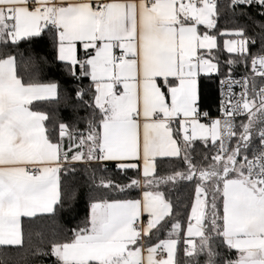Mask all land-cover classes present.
I'll list each match as a JSON object with an SVG mask.
<instances>
[{"label": "snow or ice", "instance_id": "obj_1", "mask_svg": "<svg viewBox=\"0 0 264 264\" xmlns=\"http://www.w3.org/2000/svg\"><path fill=\"white\" fill-rule=\"evenodd\" d=\"M224 8L249 22L221 33L232 37L224 41L226 73L210 34L219 0H0V48L54 30L55 61L90 81L75 91L70 122L50 134L49 115L31 105L58 100V83L26 84L16 56L0 57V246H21L23 218L62 206V174L85 163L95 165L96 189L152 190L139 200H91L85 225L52 243L55 264H264V0H227ZM240 63L251 71L236 79ZM213 74L222 77L221 115L204 124L200 78ZM166 159L183 168L161 173ZM107 162L139 176L120 185L103 175ZM182 181L195 182L186 230L159 190Z\"/></svg>", "mask_w": 264, "mask_h": 264}, {"label": "trees", "instance_id": "obj_2", "mask_svg": "<svg viewBox=\"0 0 264 264\" xmlns=\"http://www.w3.org/2000/svg\"><path fill=\"white\" fill-rule=\"evenodd\" d=\"M222 8L221 16L218 20L216 29L210 31V34L217 37L219 47V59L223 71L227 72L224 61L228 58V53L222 47V40L227 35H221L225 30H231L244 24H249L243 17H232L224 5L227 0L219 1ZM257 19H260L257 17ZM201 31H205L201 26ZM258 31V30H257ZM247 34L252 36L251 26L247 29ZM259 44L252 47L251 51L256 53ZM7 53L16 56L17 74L24 83H48L57 82L59 85V99L52 101H35L31 108L36 111H42L49 115L50 119L46 122L50 134L54 127L60 121L70 122L69 118L73 115L75 105V91L77 87L88 89L90 81L83 78L75 80L67 71L63 70L62 63L55 61L56 50L54 47V30L46 29L42 36L33 38L31 42L21 41L18 47L0 48V57ZM78 55H83V48H78ZM46 58L47 64L36 63V58ZM51 66V70H49ZM250 72V63L245 65L240 63L234 68V76ZM221 76L213 74L211 77L202 75L200 78L201 108L200 111L214 115L219 111L218 103V85ZM71 98V99H70ZM85 99H89L88 96ZM91 110H80L79 116L84 117L90 114ZM240 122V120H239ZM79 129L85 128L84 122L78 123ZM54 142L58 135H52ZM67 139H65L66 142ZM197 149L200 151L202 145L197 142ZM202 154V153H201ZM212 155V151H208ZM197 156V160H200ZM116 162H107V171L103 173L106 178L113 179L120 185H127L131 178H137L139 173L136 170H128L126 173L120 172L115 167ZM161 173L165 171L178 170L183 168L182 161L178 159L162 160L158 162ZM95 165L89 167L85 163H76L74 170L69 174H62V196L63 205L57 206V210L52 214L38 215L35 218H23V244L21 246H0V264H55V259L51 257V245L54 242H63L72 236V230L83 227L89 215V204L93 199L109 200H133L139 197L141 190H152L143 186L138 188L126 189L121 192L118 190L109 191L96 189L92 184V175ZM101 173L96 172V178L99 179ZM173 205V220H178L186 230L188 216L191 206L195 200V182H177L175 185H162L159 189ZM167 231L159 234V239H167ZM184 234L179 237L178 247L179 255L183 257ZM224 252L225 249H219ZM42 253H49L43 255ZM235 252L232 256L235 257Z\"/></svg>", "mask_w": 264, "mask_h": 264}, {"label": "built area", "instance_id": "obj_3", "mask_svg": "<svg viewBox=\"0 0 264 264\" xmlns=\"http://www.w3.org/2000/svg\"><path fill=\"white\" fill-rule=\"evenodd\" d=\"M219 1H221V0H219ZM250 71H251V67H250ZM250 72H248V73H246V74H242V75H238V76H234L236 79H240L242 76H244V75H248ZM234 90L237 92V93H239L240 92V88H239V86H236L235 88H234ZM220 99H221V95H220V87H219V85H218V103H219V105H220ZM203 112H205V111H203ZM220 111H218L216 114H214V115H208V117H204V116H201L200 117V121H202V122H204V123H211V121L213 120V119H216V118H218V117H220ZM239 118L237 119V124H239ZM212 154H213V151H212Z\"/></svg>", "mask_w": 264, "mask_h": 264}, {"label": "crops", "instance_id": "obj_4", "mask_svg": "<svg viewBox=\"0 0 264 264\" xmlns=\"http://www.w3.org/2000/svg\"><path fill=\"white\" fill-rule=\"evenodd\" d=\"M230 38H232V37H225V38L222 40V47H223V49H224V41H225L226 39H230ZM79 47L82 48V46H81L79 43H77V50H78ZM34 102H35V101H34ZM200 122H201V123H204V122H202V121H200ZM204 124H210V123H204ZM68 143H69L68 140H66V142H64V147H65V148L68 147ZM144 191H146V190H141V192H140V194H139V197H138L137 199H133V200H139V199H142V198H143V193H144ZM147 191H149V190L147 189ZM144 219L146 220L147 217L145 216Z\"/></svg>", "mask_w": 264, "mask_h": 264}]
</instances>
